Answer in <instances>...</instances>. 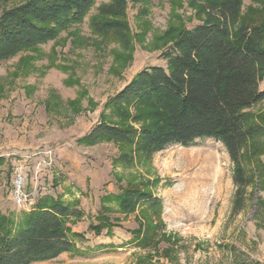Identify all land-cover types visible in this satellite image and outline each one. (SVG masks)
Here are the masks:
<instances>
[{
	"label": "rangeland",
	"instance_id": "rangeland-1",
	"mask_svg": "<svg viewBox=\"0 0 264 264\" xmlns=\"http://www.w3.org/2000/svg\"><path fill=\"white\" fill-rule=\"evenodd\" d=\"M24 1L0 0V14ZM125 2L129 49L92 32L90 19L99 6L110 3L96 0L84 21L55 41L0 62V157L5 160L0 213L20 219L45 197L81 210L83 218L70 226L72 233L84 236L75 250L35 264H264V175L260 186L248 189L244 211L232 216V164L220 142L170 145L131 168L114 163L117 145L80 142L99 122L106 101L139 71L165 68L169 30L192 29L205 19L189 0ZM255 17L263 19L264 8L255 0H241L239 22ZM247 111L264 118V100ZM130 125L137 128L142 122ZM198 152L222 163L219 189L196 187L187 179L186 162ZM259 161L264 165V154ZM16 174L24 181L21 206L13 199ZM150 181L156 182L151 191L162 204L161 228L153 223L148 230L149 212L142 208L120 214L111 202L110 230L99 235L89 230L101 198Z\"/></svg>",
	"mask_w": 264,
	"mask_h": 264
},
{
	"label": "trees",
	"instance_id": "trees-1",
	"mask_svg": "<svg viewBox=\"0 0 264 264\" xmlns=\"http://www.w3.org/2000/svg\"><path fill=\"white\" fill-rule=\"evenodd\" d=\"M202 1L189 0V7L205 14L201 24L169 30L165 68L139 71L106 101L99 122L80 142L117 145L114 163L123 168L150 161L170 145L188 147L201 139L220 142L232 164L231 215L237 216L246 208L248 189L260 186L264 175L259 161L264 154V118L247 111L264 100V18L239 22L241 0ZM95 2L25 0L2 12L0 62L55 41L61 32L82 23ZM255 2L264 8V0ZM125 10V0H110L98 7L90 29L129 49ZM131 122L142 125L136 128ZM4 162L0 157V166ZM155 185H128L115 196L101 198L96 224L89 230L95 235L110 230L111 202L120 214L142 208L149 212L148 230L153 223L161 228L162 204L151 191ZM82 218L75 204L50 197L38 199L20 219L0 213V264H35L73 252L84 236L72 233L70 226Z\"/></svg>",
	"mask_w": 264,
	"mask_h": 264
},
{
	"label": "bare ground",
	"instance_id": "bare-ground-1",
	"mask_svg": "<svg viewBox=\"0 0 264 264\" xmlns=\"http://www.w3.org/2000/svg\"><path fill=\"white\" fill-rule=\"evenodd\" d=\"M214 156L215 155H213V157H202L199 152L197 155H191L186 162L185 171H189L188 173L190 174L187 179L192 185H195L196 187H213L219 189L220 184L223 181V165L220 163V160L216 158L217 156ZM186 182L188 181L186 180Z\"/></svg>",
	"mask_w": 264,
	"mask_h": 264
},
{
	"label": "built area",
	"instance_id": "built-area-1",
	"mask_svg": "<svg viewBox=\"0 0 264 264\" xmlns=\"http://www.w3.org/2000/svg\"><path fill=\"white\" fill-rule=\"evenodd\" d=\"M24 181L19 174H16L13 179V199L18 206H21L26 201V195L23 191Z\"/></svg>",
	"mask_w": 264,
	"mask_h": 264
}]
</instances>
